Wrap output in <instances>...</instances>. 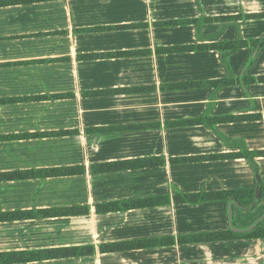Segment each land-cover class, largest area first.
Here are the masks:
<instances>
[{
	"label": "crops",
	"instance_id": "obj_1",
	"mask_svg": "<svg viewBox=\"0 0 264 264\" xmlns=\"http://www.w3.org/2000/svg\"><path fill=\"white\" fill-rule=\"evenodd\" d=\"M219 16L238 19L206 20ZM239 38H264V0L0 5V213L88 207L0 219V264H264L262 237L201 238L232 220L246 233L264 197L247 210L176 198L256 184L252 161L219 155L264 150V46L247 85L251 43L206 46ZM48 94L63 95L32 98ZM204 116L214 127L194 122ZM149 157L164 163L94 169ZM186 157L199 158L173 160ZM254 162L264 180V155Z\"/></svg>",
	"mask_w": 264,
	"mask_h": 264
},
{
	"label": "trees",
	"instance_id": "obj_2",
	"mask_svg": "<svg viewBox=\"0 0 264 264\" xmlns=\"http://www.w3.org/2000/svg\"><path fill=\"white\" fill-rule=\"evenodd\" d=\"M40 0H0V5H6V4H19V3H25V2H35ZM231 19H238V16H219V17H206V20L212 21V20H231ZM249 43H251L253 47V52L247 62L245 63L244 69L242 71L241 76H239L238 81L241 83L247 85L249 83H252L256 80L255 77L247 75V68L253 64L255 57L257 56V53L259 49L264 46V38L259 39H253L250 41H247L245 39L239 38L234 41H215V42H209L206 44V46L209 49H217L220 52H226L227 54H230L231 52H234L238 50L239 48L243 46H247ZM169 49V48H167ZM99 55V54H96ZM94 56V55H93ZM260 79H264V76L260 77ZM235 78L229 77V78H222V79H216L208 81L209 84H213L214 86H225L229 85L233 82H235ZM63 94H48L44 96H35L32 98H40V97H49V98H56L57 96H61ZM250 118L260 119L263 117L262 114H254L249 116ZM232 118H243L242 116L238 117H231ZM227 119V118H226ZM194 122H202L208 126L214 127L215 125V119H212L208 116L200 117ZM90 132H99L101 129L97 127H91L88 129ZM79 130L77 129H71V130H62L58 132H48L55 133V134H73L77 133ZM264 155V150L260 151H254L249 149H244L241 152L238 153H229V154H222L219 156L222 157H233V156H243L250 161H252V164L255 169L256 174V184L254 187L247 188V189H240V190H221V191H212V192H203V193H194V194H185L181 191H177L176 198L178 201H188L191 203H199V202H205V201H215V200H223L225 202L232 203V206L234 209H253L257 206L259 201L262 197H264V180L261 177L259 167L254 162V159L256 156ZM193 158H199V157H191V158H175L173 160L177 161H185V160H192ZM164 160L161 157H149V158H142V160H135L131 163V161H126L124 163H118V162H112V163H104V164H98L95 166V170H107L110 168H117V167H126L130 165H150V164H163ZM70 168H59V169H43L47 173H64L69 171ZM41 169L34 170V172L44 173ZM250 193V200L248 202L245 201V199L242 198L243 193ZM258 194H260L258 196ZM236 202H240V205H236ZM107 209H110L112 207L106 206ZM88 207L87 206H78V207H67V208H48V209H38V210H29V211H17V212H4L0 213V219L6 218V219H12V218H27V217H47V216H54V215H60V214H74L79 212H87ZM232 218V217H231ZM232 225H236L234 220H232L231 227H229L225 231H218L214 233H208L205 235H201L202 239H226V238H233L237 236H257L264 238V218L257 220L255 223V227L253 229L248 230L246 233L242 232H236L232 229ZM252 225V224H251ZM250 227V226H249Z\"/></svg>",
	"mask_w": 264,
	"mask_h": 264
},
{
	"label": "water",
	"instance_id": "obj_3",
	"mask_svg": "<svg viewBox=\"0 0 264 264\" xmlns=\"http://www.w3.org/2000/svg\"><path fill=\"white\" fill-rule=\"evenodd\" d=\"M233 213H234V210H233L232 208H230V215H231V217H233ZM254 226H255V224H252V225L249 227V229H252ZM232 228L235 229V230H242V229L238 228V227L235 226V225H232Z\"/></svg>",
	"mask_w": 264,
	"mask_h": 264
}]
</instances>
